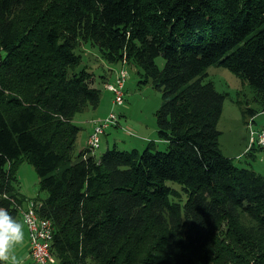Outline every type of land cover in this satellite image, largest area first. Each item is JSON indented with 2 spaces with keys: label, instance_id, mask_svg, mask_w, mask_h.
<instances>
[{
  "label": "trees",
  "instance_id": "trees-1",
  "mask_svg": "<svg viewBox=\"0 0 264 264\" xmlns=\"http://www.w3.org/2000/svg\"><path fill=\"white\" fill-rule=\"evenodd\" d=\"M82 42L161 93L142 151L72 159L75 116L101 99ZM0 59V206L17 218L37 202L58 264H264V176L221 153L225 95L204 83L226 68L253 88L251 116L264 112V0H0ZM22 162L44 199L16 190Z\"/></svg>",
  "mask_w": 264,
  "mask_h": 264
},
{
  "label": "rangeland",
  "instance_id": "rangeland-1",
  "mask_svg": "<svg viewBox=\"0 0 264 264\" xmlns=\"http://www.w3.org/2000/svg\"><path fill=\"white\" fill-rule=\"evenodd\" d=\"M46 1L50 4L53 2V0ZM22 17L25 19V13H22ZM75 53L82 56L80 68L85 66L87 72L94 74L92 86L100 88L101 99L97 109L89 108L84 113L75 116L74 121L80 127V133L75 142L72 159L76 158L78 153L87 147L90 122L103 119L112 110L119 118V124L115 128H108L105 131L99 149L93 152L94 156L98 158L114 143L120 150L135 148L142 151L149 141H155L157 138L156 112L162 104V98L161 93L153 87L152 83H140L143 77L138 75V69L129 66L124 85V103L121 106L113 107L112 95L105 89V85L110 82L102 85L103 78L107 79L110 68L118 71L120 66H112L105 62L98 48L92 46L90 42L80 43ZM164 63L161 57L156 59V65L159 68H162ZM205 74L204 83H212L217 92L225 95L222 113L217 123V130L220 132L218 145L221 153L232 159L236 167L247 168L264 176V152L258 149L252 151L254 154L247 152L250 147L248 129L251 126L254 129L264 127V112H257L254 117L249 113L250 110L259 111L253 88L239 75L219 65L206 68ZM5 95H13L8 86ZM157 145L158 150L165 149L162 144ZM16 179V190L27 198L42 200L46 197L45 192L39 191V178L33 166L28 162H22L18 165ZM241 216L242 223L247 224V219L244 215ZM18 217L21 218L20 215ZM28 246L29 238L27 228H25L23 241L11 250V255L17 258L18 264H36L27 256ZM52 264L58 263L54 259Z\"/></svg>",
  "mask_w": 264,
  "mask_h": 264
},
{
  "label": "built area",
  "instance_id": "built-area-1",
  "mask_svg": "<svg viewBox=\"0 0 264 264\" xmlns=\"http://www.w3.org/2000/svg\"><path fill=\"white\" fill-rule=\"evenodd\" d=\"M1 62V59H0ZM127 66L123 62L116 72L112 82L105 85V89L112 95L113 107L121 106L124 103V85L127 79ZM92 129L87 138V148L93 154L98 150L101 138L108 128L119 124V118L112 110L103 119L92 120ZM251 126V125H250ZM250 145L255 144L264 152V127L248 129ZM38 204L33 200H25L18 208L19 215L23 220L29 238V256L36 264H52L54 257L50 252V243L53 236V226L51 220L40 218L37 212Z\"/></svg>",
  "mask_w": 264,
  "mask_h": 264
},
{
  "label": "clouds",
  "instance_id": "clouds-1",
  "mask_svg": "<svg viewBox=\"0 0 264 264\" xmlns=\"http://www.w3.org/2000/svg\"><path fill=\"white\" fill-rule=\"evenodd\" d=\"M23 239L24 224L8 208L0 206V264H18L11 250Z\"/></svg>",
  "mask_w": 264,
  "mask_h": 264
},
{
  "label": "crops",
  "instance_id": "crops-1",
  "mask_svg": "<svg viewBox=\"0 0 264 264\" xmlns=\"http://www.w3.org/2000/svg\"><path fill=\"white\" fill-rule=\"evenodd\" d=\"M109 76L107 77V79H104L103 78V84L102 85H105L107 82H111L113 79H114V77H115V74H116V70L115 69H113V68H110L109 69ZM97 88V87H96ZM98 89H100V88H98ZM101 91V90H100ZM256 116V115H255ZM91 124V123H90ZM92 127V125H90V127H89V130L91 131V128ZM88 138V137H87ZM21 194V196L24 198V199H28L25 195H23L22 193H20ZM17 219L20 221V222H22L23 223V221H22V219L20 218V217H17ZM24 224V223H23ZM26 227H25V225H24V229H25ZM29 247V246H28ZM27 252H28V254H27V256L30 258V256H29V248H28V250H27ZM31 259V258H30Z\"/></svg>",
  "mask_w": 264,
  "mask_h": 264
}]
</instances>
